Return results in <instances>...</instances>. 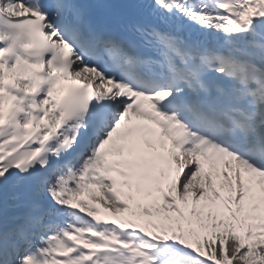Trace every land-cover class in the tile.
I'll use <instances>...</instances> for the list:
<instances>
[{"label":"snow or ice","instance_id":"1","mask_svg":"<svg viewBox=\"0 0 264 264\" xmlns=\"http://www.w3.org/2000/svg\"><path fill=\"white\" fill-rule=\"evenodd\" d=\"M0 264H264V0H0Z\"/></svg>","mask_w":264,"mask_h":264}]
</instances>
